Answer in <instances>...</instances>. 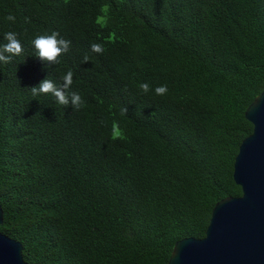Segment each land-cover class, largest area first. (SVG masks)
<instances>
[{
	"label": "trees",
	"instance_id": "trees-1",
	"mask_svg": "<svg viewBox=\"0 0 264 264\" xmlns=\"http://www.w3.org/2000/svg\"><path fill=\"white\" fill-rule=\"evenodd\" d=\"M9 31L23 53L0 63V231L27 262L169 264L178 240L205 237L217 202L242 195L264 0H0V44ZM52 31L71 45L48 67L31 40ZM69 70L80 110L32 96Z\"/></svg>",
	"mask_w": 264,
	"mask_h": 264
},
{
	"label": "water",
	"instance_id": "water-1",
	"mask_svg": "<svg viewBox=\"0 0 264 264\" xmlns=\"http://www.w3.org/2000/svg\"><path fill=\"white\" fill-rule=\"evenodd\" d=\"M245 115L253 132L239 147L233 173L242 195L217 202L205 237L178 240L169 264H264V90ZM23 249L20 241L0 231V264H30Z\"/></svg>",
	"mask_w": 264,
	"mask_h": 264
},
{
	"label": "clouds",
	"instance_id": "clouds-1",
	"mask_svg": "<svg viewBox=\"0 0 264 264\" xmlns=\"http://www.w3.org/2000/svg\"><path fill=\"white\" fill-rule=\"evenodd\" d=\"M67 2V0H65ZM7 20L15 22V16L9 14L6 17ZM4 40L6 43L0 44V63L8 64L12 61L13 57L20 56L23 53V46L18 39V34L15 32L4 33ZM31 44L34 48V55L40 60L44 61L48 67H51L59 63V57L67 53L70 49L71 41L64 39L60 36L58 31H52L48 35H37L31 40ZM90 50L97 54H103L104 47L98 43H92ZM89 61V56L85 54L82 62ZM62 84L59 86L50 79L42 80L39 85L31 87V94L33 97H39L41 95H51L55 98V102L58 105L68 106L71 105L74 111L80 110L85 101L81 95L72 91L73 84V72L69 70L62 77ZM143 94L149 93L152 89L146 82L138 85ZM168 92L167 85H159L155 88V94L158 96H164ZM127 108H123L122 112L127 113ZM103 123V121H101ZM115 131V128H114Z\"/></svg>",
	"mask_w": 264,
	"mask_h": 264
}]
</instances>
